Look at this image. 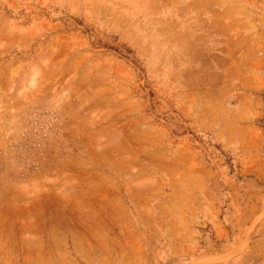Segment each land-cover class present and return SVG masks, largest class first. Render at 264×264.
I'll use <instances>...</instances> for the list:
<instances>
[{
    "label": "rangeland",
    "instance_id": "rangeland-1",
    "mask_svg": "<svg viewBox=\"0 0 264 264\" xmlns=\"http://www.w3.org/2000/svg\"><path fill=\"white\" fill-rule=\"evenodd\" d=\"M0 264H264V0H0Z\"/></svg>",
    "mask_w": 264,
    "mask_h": 264
}]
</instances>
